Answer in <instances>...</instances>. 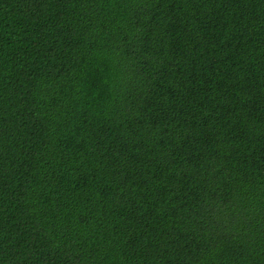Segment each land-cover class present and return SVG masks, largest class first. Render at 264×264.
Instances as JSON below:
<instances>
[{"label": "trees", "instance_id": "16d2710c", "mask_svg": "<svg viewBox=\"0 0 264 264\" xmlns=\"http://www.w3.org/2000/svg\"><path fill=\"white\" fill-rule=\"evenodd\" d=\"M0 264H264V0H0Z\"/></svg>", "mask_w": 264, "mask_h": 264}]
</instances>
